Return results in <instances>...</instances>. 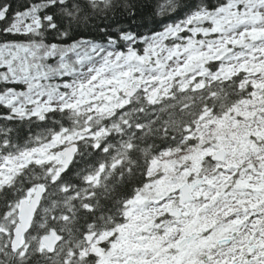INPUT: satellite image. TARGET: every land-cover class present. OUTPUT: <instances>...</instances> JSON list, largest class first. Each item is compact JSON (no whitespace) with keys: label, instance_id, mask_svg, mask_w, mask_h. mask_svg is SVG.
Instances as JSON below:
<instances>
[{"label":"snow or ice","instance_id":"1","mask_svg":"<svg viewBox=\"0 0 264 264\" xmlns=\"http://www.w3.org/2000/svg\"><path fill=\"white\" fill-rule=\"evenodd\" d=\"M0 264H264V0H0Z\"/></svg>","mask_w":264,"mask_h":264},{"label":"trees","instance_id":"2","mask_svg":"<svg viewBox=\"0 0 264 264\" xmlns=\"http://www.w3.org/2000/svg\"><path fill=\"white\" fill-rule=\"evenodd\" d=\"M142 12H144V16H143V19L140 20L138 19L137 20V23H142L144 25V27H142L140 29V31H147L148 29L152 28V29H158L159 28V23L157 21H154L150 14L147 13L146 10H141Z\"/></svg>","mask_w":264,"mask_h":264}]
</instances>
